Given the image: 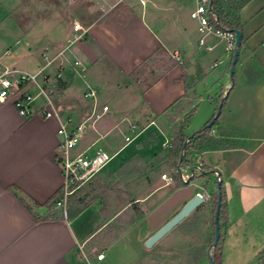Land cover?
I'll return each instance as SVG.
<instances>
[{"label":"crops","instance_id":"obj_1","mask_svg":"<svg viewBox=\"0 0 264 264\" xmlns=\"http://www.w3.org/2000/svg\"><path fill=\"white\" fill-rule=\"evenodd\" d=\"M148 2L152 7L139 10L140 4ZM106 4L107 8L101 4L106 8L101 16L82 24L88 28L82 41L67 47L70 29L65 40L54 32L39 48L29 44L27 49L42 63L36 70L24 71L36 73L45 65V55L56 57L53 70L51 66L45 70L51 83L58 70L64 71V79L54 85L62 118L72 116L80 122L92 111L109 106L82 133L75 152L100 140L118 154L83 185L87 190L81 186L73 193L78 202L72 208L81 209L65 218L54 201L49 203L60 195L63 185L56 159L59 120L38 113L26 118L11 100L0 102V264H159L149 256L154 246L183 223H188L183 237L194 239V222L208 200L152 247L145 245L146 240L196 193L203 194L207 181L208 192L213 193L211 185L217 184V174L227 199L222 264H259L257 256L264 248V0H247L240 6L244 40L232 81L228 74L234 50L228 48L225 38L214 34L206 36L211 49L200 45L199 24L190 15L195 7L192 1L117 0ZM4 19L1 15L0 23ZM175 51L182 53V62L175 61L146 87L128 82L149 59ZM66 58L72 62L80 59L86 71L76 72ZM88 84L97 89L95 98L85 97ZM28 87L36 92L35 85ZM226 94L211 137L191 153L192 166L198 170L201 165L208 173L196 170L192 178V168L184 166L178 172L191 176V182L197 180L194 187L188 188L190 182L167 189L173 185H162L165 180L153 169L161 158L174 167L170 142L175 127L184 125L186 135L202 129ZM205 101L207 109L196 121ZM132 125L137 126L136 131ZM135 132V139L125 144V137ZM130 162L148 170L133 169L130 178L131 170L126 173L124 169ZM134 181L141 184L130 191ZM104 182L110 187L119 182L120 187L127 185L124 192L111 189L114 206L104 207L101 198H90ZM128 193L135 198L139 217L107 240L114 226L122 225L117 219L127 207L118 206ZM212 233L213 238L215 226ZM210 247L207 256L215 246ZM98 253H104V259L98 260Z\"/></svg>","mask_w":264,"mask_h":264},{"label":"rangeland","instance_id":"obj_2","mask_svg":"<svg viewBox=\"0 0 264 264\" xmlns=\"http://www.w3.org/2000/svg\"><path fill=\"white\" fill-rule=\"evenodd\" d=\"M116 1L117 0H0V16L2 15V17L5 18L0 23V55H2V59L5 63H10L11 65L14 63V65L21 70H36L39 63H42V61L34 52L27 49L29 44L39 48L54 32H59L62 36V40H65L66 33H68L70 29L72 30L74 23L79 22L81 24H88L89 21L101 16L104 12L101 4H105L107 8L108 5L106 3H114ZM232 3L227 2L225 4V9L234 14L235 11ZM143 6L144 8L152 7L151 3L148 2L147 5L140 4L139 10H141ZM192 20L194 19L192 18ZM69 36L72 37V31ZM18 39H20V42L16 43ZM10 47L11 49L6 52ZM175 61L179 63L182 62V60H176L172 56V53L162 52L159 56L149 59L138 67L128 82L138 84L140 87H146L163 74ZM65 62H68L70 65L72 64V60L68 58L65 59ZM53 67L54 63L51 65L50 69L53 70ZM228 78L232 81L230 69ZM41 79L42 77L40 76L39 80L41 81ZM139 80H141V83ZM104 91L105 90H103V93ZM207 106L208 103L206 101L201 103V111L197 115L196 121H200ZM217 124L218 122H216L214 126ZM195 125H197V123H195ZM170 143L172 144L173 142L171 141ZM159 162L160 164L157 165L153 171L161 174V177L166 173L168 176L174 178V181L170 183L173 186L167 189H173L187 184L183 182L180 172L173 167L172 162H164L163 158H161ZM136 166L135 162H130L127 166H124L126 173H129V170H131L130 176L128 175V177H133L131 174L134 172L133 169L139 168L141 169L140 173H142V166ZM198 166L203 169L201 165ZM147 170L148 167L143 169L145 172ZM196 181L197 180H193L188 188H193ZM166 183L167 181L165 180L162 185H166ZM140 184L141 182L134 181L132 184L130 183L128 189L130 191L135 190ZM121 185L122 184L119 182L115 183L113 187H110V185L107 186L104 182L97 192L91 191L92 194L90 198H101L104 207L114 206L115 200L113 199L114 192L112 190L124 192L127 185L120 187ZM82 189L87 190L88 188L87 186H83ZM203 189V193L209 194L210 198L208 202H206V205L201 206L200 213L196 217V222H194V239H185L183 237L188 228V223H183L154 246V251L149 255L151 259L156 258L159 264H199L198 261L202 258L209 260L207 253L211 249L210 243L214 230V213L211 196L217 192V184L213 183L211 185L213 193L208 192V181L203 184ZM136 204L135 198H133L131 193H128L126 198L121 199L118 207H127L124 215H121L117 219V222L119 221L122 225H115L107 240L115 236L125 225L139 217V210H136L138 209ZM191 220L188 222L192 225ZM206 229L209 230V233ZM204 264H210V260L206 261Z\"/></svg>","mask_w":264,"mask_h":264},{"label":"built area","instance_id":"obj_3","mask_svg":"<svg viewBox=\"0 0 264 264\" xmlns=\"http://www.w3.org/2000/svg\"><path fill=\"white\" fill-rule=\"evenodd\" d=\"M195 4L194 9L191 11V17L199 24V32L201 38L199 43L208 49L210 46L206 45V36L214 34L228 41V48L234 50L235 47V33L230 30H225L217 27L213 20H215L216 13L213 9V0H190ZM105 7L102 6V9ZM88 33V28L84 27L81 23L76 22L72 27V37H69L67 42L70 47L73 44L82 41ZM8 52V50L6 51ZM63 52H60L61 55ZM172 56L181 61L182 53L175 51ZM56 57L45 55V65L40 66L36 73H29L17 68L15 65L6 64L2 55H0V102L11 100L20 115L29 118L36 113L40 114L46 119L57 118L59 120L58 136L59 146L56 155L58 164L62 169L63 185L59 197L55 200V207L59 210L60 214L68 218L69 213V197L81 186L91 181L97 176L101 170L106 167L118 154L112 152L100 140L92 142L85 149L75 152V149L81 142L82 133L86 131L90 124L100 120L108 111L109 106L103 105L101 110H94L89 113L82 121L77 122L73 117L67 116L62 118L55 103L54 99V85L57 81L64 79V71L58 70L51 81V76L46 72V67L51 66ZM217 65V64H215ZM73 69L76 72L84 73L87 66L76 58L72 62ZM43 74V75H42ZM42 77V84L38 83V77ZM32 84L36 87V92L32 91L28 85ZM97 89L88 84L84 94L87 98H95L97 96ZM39 104L37 105V102ZM133 131L137 130L136 125H132ZM137 135L135 132L132 135L125 137V144L131 143ZM198 170L201 168L198 167ZM217 174V173H216ZM183 182H187L190 177L180 173ZM163 179L167 183L174 181V178L163 174ZM217 178H219L217 174ZM204 201L210 198L209 194H202ZM104 253H98L97 259H104ZM88 264H94L88 262Z\"/></svg>","mask_w":264,"mask_h":264},{"label":"trees","instance_id":"obj_4","mask_svg":"<svg viewBox=\"0 0 264 264\" xmlns=\"http://www.w3.org/2000/svg\"><path fill=\"white\" fill-rule=\"evenodd\" d=\"M247 0H213V9L216 13L215 20H213V23L217 27H221L225 30H234L239 29L242 31V26L239 18V9L240 6L243 5ZM232 3V6L234 8V14L228 10L225 9L226 3ZM244 38L242 37V42ZM242 45V44H241ZM241 48V47H240ZM190 115V114H189ZM218 121V119L215 120L214 124ZM214 124L210 127H207L205 125L202 129L195 131L193 135H186L184 133V125H181L180 127H175L174 131V137H173V144H172V151L174 156V167L177 171H181V168L184 166H188L192 168V161H191V153L194 150L199 149L202 147V145L211 137L212 130ZM181 157H183L181 159ZM207 171H211V168H207ZM197 168H195V171ZM200 174L202 172H205V169L197 170ZM74 194H72L69 197V214L73 215L74 213H77L81 208H72V205L74 203H77L78 200L74 199ZM59 197V193L54 196V198L49 202H55V200ZM212 202H213V213H214V226H215V211L217 208V203L219 200V194L218 190L215 192L212 196ZM221 210H220V216H219V225H220V238L217 243V245L214 247L211 256L214 260L215 264H222V245L221 241L223 238V223L227 221V199H226V193L223 188V183L221 186ZM30 208V207H29ZM215 237V235H214ZM214 237L211 240L210 246H213ZM257 261L259 264H264V248L259 252L257 256Z\"/></svg>","mask_w":264,"mask_h":264},{"label":"water","instance_id":"obj_5","mask_svg":"<svg viewBox=\"0 0 264 264\" xmlns=\"http://www.w3.org/2000/svg\"><path fill=\"white\" fill-rule=\"evenodd\" d=\"M235 33V47H234V53H233V58L231 62V67H230V77L233 80L234 75H235V70H236V65L239 59V54H240V47L242 44V37L243 33L239 29H234L230 30ZM227 97V94L224 96V99L219 103V106L217 108L215 116L207 123V127H210L214 124L215 120L218 119L221 115L222 108L224 105V100ZM192 133L191 135H193ZM183 157H181L182 159ZM195 168L196 166L192 167V178L195 175ZM208 172H202V174H206ZM190 178L186 183H190L191 179ZM221 186H222V181L220 178L217 180V190L219 194V200L217 203V208L215 211V237L213 241V246H216L219 238H220V225H219V216H220V210H221ZM204 202V197L201 193H196L191 199H189L182 209L175 214L170 220H168L161 228H159L153 235H151L145 242V245L150 248L152 247L156 242H158L161 238H163L168 232H170L174 227H176L182 220H184L190 213H192L194 210H196L201 204ZM209 260L210 264H215L214 260L209 253Z\"/></svg>","mask_w":264,"mask_h":264}]
</instances>
